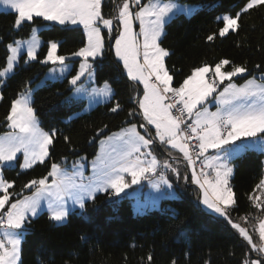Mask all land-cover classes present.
Segmentation results:
<instances>
[{
    "label": "snow or ice",
    "instance_id": "snow-or-ice-1",
    "mask_svg": "<svg viewBox=\"0 0 264 264\" xmlns=\"http://www.w3.org/2000/svg\"><path fill=\"white\" fill-rule=\"evenodd\" d=\"M111 3L115 15L105 18L103 0H0V11L14 15V31L38 21L83 26L87 43L70 53V57L82 58L79 71L68 80L73 91L70 99L84 93L99 97L94 101L97 103H108L113 99L108 81L91 90L78 82L87 76V83H93L89 58L95 60L103 55L102 30L107 29L111 34L114 23L117 31L115 55L122 62L129 80L143 86L142 97H134L137 107L128 111L129 117L141 116L143 122L129 123L128 127L100 141L103 147L93 161L91 177L85 179L81 170L84 165L80 161L73 163L71 172L61 163L52 162L45 176L27 181L20 193L11 191L15 182L5 178L2 169L14 168L20 153L23 154L19 165L22 170L46 163L57 130L46 132L39 127L31 106L30 89L11 101L4 118L11 131L0 136V228L4 229L0 235V264H19L24 226L30 218L40 215L45 206L49 220L63 224L75 207L85 210L88 201H95L101 193L109 198L119 197L142 179L147 180L157 193L150 196L153 206L162 199L178 198L166 173L171 172L179 179V168L169 159L159 160L153 153L157 140L168 146L165 151L171 160L177 159L171 150L182 154L186 171L191 170V183L199 188L198 200L204 206L203 211L215 214L213 218L223 217L250 246L240 264H264V259L259 258L264 256V175L248 196L251 206L259 212L254 218L256 223L251 225L253 232H258L259 243L254 242L248 228L233 221L230 215L237 204L230 184L234 173L233 159L249 150L264 153V65L255 66L258 76L251 75L244 83L237 84L232 82L233 78L248 73V68L222 58L214 67L206 63L193 67L190 74L174 86V77L165 63L171 53L161 46L160 40L166 24L178 15L190 17L198 8L178 4L176 0H120L119 3L111 0ZM261 8H264V0H239L230 13L216 17L218 31L208 34L206 41H214L217 35L224 38L238 34L244 17ZM136 22L139 32L134 31ZM36 33V27H32L28 39H14L5 45L7 55L4 66L0 67V83L15 74L22 55L26 56L25 65L38 59L41 42ZM2 40L0 37V42ZM68 58L58 53L57 42L49 41L47 52L39 62L58 64L63 75L68 70L65 64ZM56 71V67L49 69L50 73ZM210 97L215 101V111H210L207 106ZM123 110L119 101L109 108L112 113ZM107 127L98 129L97 135ZM138 127L144 129L146 135H142ZM152 128L155 129L154 136ZM65 141L69 138L65 137ZM237 141L241 143L237 144ZM209 149L216 150V155L207 156ZM188 179L185 175V182ZM24 189L30 190L31 195L22 196ZM69 202L72 209L68 207ZM146 207L138 206V214ZM250 215L239 219L248 223ZM249 252H256L258 258L252 259ZM152 259L149 254L148 264ZM170 264L178 262L173 258Z\"/></svg>",
    "mask_w": 264,
    "mask_h": 264
},
{
    "label": "trees",
    "instance_id": "trees-1",
    "mask_svg": "<svg viewBox=\"0 0 264 264\" xmlns=\"http://www.w3.org/2000/svg\"><path fill=\"white\" fill-rule=\"evenodd\" d=\"M176 1L196 4L198 10L190 17L178 15L172 19L166 24L160 40L161 46L171 53L165 63L174 77V86H178L193 67L205 63L214 67L222 58L248 68V73L233 78L236 82L259 74L255 66L264 65V8L245 16L238 34L224 38L217 35L214 41L207 42L206 36L218 31L216 17L230 13L239 0ZM102 14L105 18L115 15L111 0H103ZM13 21L14 15L0 11V37L3 38L0 42V67L5 64V45L14 39L27 37L32 27L40 26L42 43L37 60L25 65L26 57L22 55L15 74L0 84V96L3 97L0 99V133L8 130L4 118L11 101L28 86H34L48 69L49 64L39 62L47 52L48 42H58L60 55H70L85 44V34L80 26L38 21L36 24H24L20 30L14 31ZM116 33L115 23L111 35L106 29L102 30L103 55L90 60L95 83L101 85L108 81L113 90L110 102H98L90 110L82 112L86 99H70L72 88L68 77L48 80L33 90L31 106L40 128L46 132L55 129L57 135L49 146L50 155L46 163L22 170L19 166L22 156L18 155L14 168L2 169L5 178L15 182L11 191L20 193L27 181L45 176L52 162L69 166L82 156L87 159L94 157L100 139L129 123L143 122L141 116H128V111L137 107L134 97L140 96L142 90L138 83L129 80L115 58L112 40ZM77 66L78 59L72 60L69 74H74ZM116 101L124 110L112 113L109 108ZM104 125L108 127L97 135V130ZM65 137L69 138L68 142ZM153 152L160 159L167 154L157 143ZM263 158L264 153L256 150L234 158V173L230 178L237 201L230 211L231 218L240 221L241 216L250 213L249 222L242 223L255 240L257 233L253 232L251 225L256 223L254 218L259 212L251 206L248 196L264 175ZM178 168L179 179L166 173L178 198L162 199L157 207L140 214L133 209L130 197L109 198L101 193L95 201H88L85 210L71 211L63 224L51 222L46 211L30 218L24 226L19 264H148L149 254L153 257L151 264H170L173 258L178 264H205L206 261L209 264H240L249 246L224 218H213L214 215L203 211L198 200L199 189L191 183L189 174L185 182V169ZM30 192L24 189L22 196Z\"/></svg>",
    "mask_w": 264,
    "mask_h": 264
},
{
    "label": "rangeland",
    "instance_id": "rangeland-1",
    "mask_svg": "<svg viewBox=\"0 0 264 264\" xmlns=\"http://www.w3.org/2000/svg\"><path fill=\"white\" fill-rule=\"evenodd\" d=\"M145 2H147V0H145ZM181 4V3H180ZM181 5H188V6H192V7H198V5H196V4H181ZM50 23H52V24H54L55 22H50ZM55 24H58V23H55ZM60 25V24H59ZM67 26H76V25H71V24H68ZM34 27H36V29H37V33H36V35H37V37L39 38V40H40V42L42 43V39H41V37L39 36V30H40V26H34ZM114 27V26H113ZM134 31H136V32H139V23L138 22H136L135 24H134ZM83 31H84V29H83ZM106 31L108 32V30L106 29ZM84 34H85V32H84ZM108 34H109V32H108ZM111 35V34H110ZM116 35H117V33L115 34V36H114V38H113V40H112V50H113V52H114V55H115V38H116ZM29 36H30V34L27 36V37H25V38H23V39H28L29 38ZM103 36V35H102ZM55 42H57V41H55ZM58 43V42H57ZM87 43V37H86V35H85V44ZM39 50V49H38ZM65 56H68L69 58L65 61V64L68 66V70L62 75L60 72H59V65L57 64V65H53V64H51V63H48L49 64V67H48V69L46 70V72L44 73V75L40 78V80H38L35 84H34V86H28L24 91H27V90H31V100H32V91L35 89V88H37L38 86H41V85H43V84H45V82L46 81H48V80H56V79H62V78H65V77H68V79H70L73 75H75L76 74V72L77 71H79V65H80V63H81V59L82 58H79V57H75V58H73V57H70V55H65ZM26 57V56H25ZM115 58L118 60V58L116 57V55H115ZM75 59H78V66H77V70H76V72L74 73V74H69L70 73V71H71V68H72V60H75ZM91 58H89V62L91 63ZM119 61V60H118ZM120 63H121V65H122V67H123V64H122V62L121 61H119ZM53 67H56L57 68V71L55 72V73H50L49 72V69H51V68H53ZM91 71H92V73H93V76H94V72H93V69H91ZM123 71H124V73L126 74V72H125V70L123 69ZM127 75V74H126ZM259 74H257V76H258ZM53 76H55L56 78L55 79H53V78H51V77H53ZM238 77V76H237ZM234 78H236V77H234ZM250 78V77H249ZM248 79V78H247ZM6 80V79H5ZM5 80L3 81V82H5ZM246 80V79H245ZM244 80V81H245ZM244 81H242V82H236L234 79L232 80V82H234V83H237V84H242V83H244ZM2 82V83H3ZM136 83H138V82H136ZM1 84V83H0ZM78 84H84L85 85V87L86 88H88L89 90H91V88L92 87H100L101 85H97L96 83H95V81H93V83L92 84H88L87 83V76H85V77H82L81 78V81L80 82H78ZM225 84H227V81L225 82ZM71 86V85H70ZM140 87L142 88V91H141V93H140V97H142V95H143V86L142 85H140ZM223 87V86H222ZM222 87H221V90H222ZM71 88H72V86H71ZM23 91V92H24ZM215 95V94H214ZM71 96L73 97V91H71ZM77 98H81V99H86V102H85V105H84V107H83V109H82V112H86V111H88V110H90L91 108H93L96 104H97V102H94V101H96V100H98L99 99V97H95V98H93V97H90L87 93H84V94H80ZM209 100L211 101L210 103H208V108H209V110L210 111H215L216 110V105H215V101L214 100H212V98L210 97L209 98ZM76 114H74L73 116H75ZM129 126V125H128ZM128 126H125V127H122V128H126V127H128ZM120 130H121V128H120ZM120 130H117V131H115V132H119ZM144 130V129H143ZM114 132V131H113ZM114 132V133H115ZM112 133V132H111ZM111 135V134H110ZM143 135V134H142ZM237 144H239V143H241V141H237L236 142ZM102 145L100 146V149L98 150L97 149V151H96V153H101V150H102ZM257 151V150H256ZM258 152H260V151H258ZM154 153V152H153ZM155 154V153H154ZM96 155V154H95ZM94 155V156H95ZM98 155V154H97ZM97 155L93 158H90V159H87L86 157H84V156H82V157H80V158H78L76 161H80L81 160V158H83L82 160H91V162L92 161H94L95 159H96V157H97ZM206 155L207 156H214V155H216V150H213V149H209L208 150V152L206 153ZM221 155H222V153H221ZM22 160H23V154H22ZM74 163V162H73ZM73 163H71V164H69V166H62V167H65L66 169H69V168H71L72 169V166H73ZM263 165H264V158H263ZM231 166H232V164H231ZM82 171H83V173L84 174H86L85 173V171H86V168L84 169V167L82 168ZM189 174L191 175V170L189 169ZM231 178V177H230ZM149 183V182H148ZM141 184H137L136 185V187H137V189L138 190H140L141 189V186H140ZM198 188V187H197ZM145 189V198H147V197H149L150 198V196H155L156 195V192H155V190L154 189H152V187H151V185L149 184V186L148 187H146V188H144ZM199 189V188H198ZM146 201V200H145ZM142 205V202H140V200H138V198H136L134 201H133V209L136 211L137 210V208H138V206H141ZM235 222H237V221H235ZM23 238V237H22ZM255 240V239H254ZM257 243H259V235L257 234L256 235V240H255Z\"/></svg>",
    "mask_w": 264,
    "mask_h": 264
},
{
    "label": "crops",
    "instance_id": "crops-1",
    "mask_svg": "<svg viewBox=\"0 0 264 264\" xmlns=\"http://www.w3.org/2000/svg\"><path fill=\"white\" fill-rule=\"evenodd\" d=\"M145 2V1H144ZM176 3H178V4H180L179 2H177L176 1ZM76 26H80V27H82V29H83V26L82 25H76ZM141 90H142V88H141ZM23 92V91H22ZM33 92V91H32ZM71 95V94H70ZM100 99V98H99ZM98 99V100H99ZM32 101V100H31ZM36 116V115H35ZM36 119H37V117H36ZM37 121H38V119H37ZM39 123V122H38ZM40 127V126H39ZM150 128H151V126H149ZM118 130H120V129H118ZM11 130L8 128V130L7 131H5V132H2V133H0V136H3V135H5L6 133H8V132H10ZM117 131V130H116ZM138 131L141 133V134H143V135H146V133L144 132V130L141 128V130L138 128ZM115 132V131H114ZM114 132H112V133H114ZM112 133H110V134H112ZM110 134H108V135H106L105 137H103L102 139H100V141L101 140H105L108 136H110ZM152 135L154 136L155 135V129L154 128H152ZM100 141H99V145H98V150L100 149V146H101V143H100ZM156 143L157 144H160V142L157 140L156 141ZM162 145V144H161ZM163 147H164V149H166V148H168V146L167 145H162ZM172 152H173V155L175 156V157H177V159L176 160H171L170 159V157H169V155H168V151H167V154L164 156L165 158H162V159H160V158H158V156H157V158L159 159V160H165V159H169L170 160V162H172L173 164H174V166H177V167H179V166H181V167H183L184 169H185V175H187L188 176V174H189V170H187L186 171V163H183L182 162V154H180V153H178L176 150H171ZM98 152V151H97ZM98 153H96V155H97ZM18 155H21L22 156V153H20V154H18ZM95 155V156H96ZM156 155V154H155ZM94 156V157H95ZM93 157V158H94ZM92 160V159H91ZM91 160H80V162H81V164H83L84 165V169L86 168V171H85V173L86 174H84L83 173V175H84V177H85V179H87L88 177H91L92 176V174H93V161L91 162ZM67 171H69V172H71L72 171V169L71 168H69V169H66ZM82 170V169H81ZM168 173H171V172H167V174ZM166 174V175H167ZM172 174V173H171ZM174 175V174H173ZM190 175V174H189ZM191 176V175H190ZM128 180L130 181V177H128ZM171 182V181H170ZM140 184V183H139ZM141 186V189L140 190H138L137 189V187H136V185H132V187H130V188H128V189H126L125 190V193H121V195L120 196H128V197H130V199H131V204H132V206H133V201L136 199V198H138V200H140V202H142V205L141 206H144V205H147V207L143 210V211H145V210H147V209H151V208H155V207H157L158 206V204H159V202H160V200L153 206V204H152V202H151V199L149 198V197H147V198H145L144 196H145V189L144 188H146V187H148L149 186V183L148 182H146V183H144L143 185H140ZM196 186V185H195ZM197 187V186H196ZM173 190H174V188H173ZM175 191V190H174ZM176 193V192H175ZM26 195H31V192L30 193H28V194H26ZM156 195H157V193H156ZM25 196V195H24ZM22 198V197H21ZM146 200V201H145ZM200 206L202 207V209H204V206L202 205V204H200ZM68 207L70 208V209H72L73 208V205L71 204V202H69L68 203ZM75 209H79V207H75ZM74 209V210H75ZM44 211H46L47 212V208H46V206H45V209H44ZM137 211V210H136ZM142 211V212H143ZM212 215H214L215 216V214H212ZM223 218V217H222ZM237 222H239V223H241V225L242 226H244V227H246L243 223H242V221H237ZM4 232V231H3ZM3 232H2V234H3ZM257 234H258V232H256ZM254 242H256L255 240H254ZM250 247V246H249ZM250 253V256H251V258L252 259H257L258 258V256H257V254L255 253V252H249Z\"/></svg>",
    "mask_w": 264,
    "mask_h": 264
},
{
    "label": "built area",
    "instance_id": "built-area-1",
    "mask_svg": "<svg viewBox=\"0 0 264 264\" xmlns=\"http://www.w3.org/2000/svg\"><path fill=\"white\" fill-rule=\"evenodd\" d=\"M182 162L183 163H186V161H183V159H182ZM197 171H199V164L197 165ZM145 182H147V180H141V182H140V184H143V183H145ZM4 231V229L3 228H0V235H2V232ZM250 248V247H249ZM256 253V252H255ZM257 254V253H256ZM259 258H261V259H264V256H262V257H259Z\"/></svg>",
    "mask_w": 264,
    "mask_h": 264
}]
</instances>
